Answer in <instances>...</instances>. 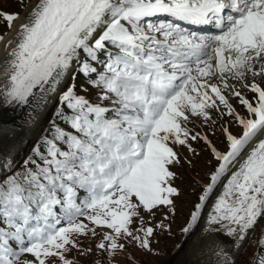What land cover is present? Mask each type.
<instances>
[{
	"label": "snow or ice",
	"instance_id": "1",
	"mask_svg": "<svg viewBox=\"0 0 264 264\" xmlns=\"http://www.w3.org/2000/svg\"><path fill=\"white\" fill-rule=\"evenodd\" d=\"M16 3L0 9V107L27 108L34 130L55 107L22 162L0 150V264L164 255L153 245L175 235L173 169L200 141L217 164L174 251L241 264L264 220V0ZM197 121L219 126L227 151ZM260 231L244 264H264Z\"/></svg>",
	"mask_w": 264,
	"mask_h": 264
},
{
	"label": "rangeland",
	"instance_id": "2",
	"mask_svg": "<svg viewBox=\"0 0 264 264\" xmlns=\"http://www.w3.org/2000/svg\"><path fill=\"white\" fill-rule=\"evenodd\" d=\"M0 9H3L7 12L21 11L20 7L16 3V0H0ZM7 31L8 29L6 28V25L3 22H0V34H4ZM232 103L236 105L237 110L240 111L242 115L245 114V109L243 108V106L237 104L236 100H233ZM54 107L55 105L50 107V111L48 112L41 125L42 127H38L33 130L32 132L34 134L29 139L22 136L19 138H15L13 142L11 141L10 143H7L9 142V139H5V137L8 134H3V136H0V150H2L5 155L11 153V155L17 161H23L24 156L31 148V144L37 140L39 134L41 133V129H44L48 126V120L52 115ZM27 111V108L16 107L11 108L10 111H8L4 116L0 114L1 132L10 133L11 128L13 131L16 128H18L19 130L28 129L21 127L26 120H23L21 122H12V119L18 120L20 116L26 114ZM2 118L6 121H3ZM228 127L229 130L236 135H239L242 132L241 128L238 127L235 123L229 124ZM196 130L208 132L209 138L212 140L213 144L221 151H227L226 139L219 126H214L213 129H209L207 127L202 128L197 121ZM213 131L215 134H212ZM13 137H15V135ZM193 147L196 149L198 155L193 156V154L187 152V150H184L182 152V155L186 156L188 159H191L193 163L191 165H189L188 163H184L182 167L173 169L178 173L179 179L176 181V184L182 191V196L177 201V216L175 217V220L173 222V231L175 235L173 237L160 236L157 238L159 240V243L153 245L155 248L162 250L164 255L156 257L144 254L135 249H129V252L135 256V260L133 261L132 259H130L128 254H121L115 258V264H176V261L178 259H184L188 261L189 264H199V261H202L203 258L194 259L184 256L185 252L177 254L174 251L175 245H177L182 240V236L179 233V228L188 219L189 213L193 209V205L199 202L198 198L203 192L202 184L209 183L208 176L214 170L217 164L210 151L204 145L203 141L193 142ZM215 195L216 193L213 194V196ZM261 228H264V220H261L259 222V227L256 229L255 234L252 235L248 240L246 250L241 252V254L239 255L241 264H244V262L248 260L249 256L255 249V241H257L261 237ZM197 231H199V229H197ZM84 243L87 246L90 242L84 241ZM91 243L94 246L95 242ZM187 246L188 245H185V249H187ZM197 257L199 256L197 255ZM78 259L80 260L81 264H92V260H94L95 257L87 259L78 257Z\"/></svg>",
	"mask_w": 264,
	"mask_h": 264
},
{
	"label": "bare ground",
	"instance_id": "3",
	"mask_svg": "<svg viewBox=\"0 0 264 264\" xmlns=\"http://www.w3.org/2000/svg\"><path fill=\"white\" fill-rule=\"evenodd\" d=\"M4 56H5V53H4V51H3V47L2 46H0V62H2L3 61V59H4ZM7 107H0V114H2V116H4V115H6L7 114V112H8V110L6 109ZM27 116H20V120L18 119V120H15V119H12V122H21V121H23V120H27ZM1 119V118H0ZM3 119V118H2ZM3 121H6V120H4L3 119ZM11 121V120H10ZM21 127H23V128H28V129H18V128H16L14 131L12 130V128H11V131H10V133H8V132H6V133H2L1 132V128H0V136H3V134H8V135H6V137H5V139H9V142H7V143H10L11 141L13 142L14 140H15V138H19V137H22V136H24L25 138H30L34 133L32 132L34 129L33 128H31L30 126H29V124H27L26 122H24L23 123V125L21 126ZM20 127V128H21ZM13 131V132H12ZM15 135V137H13ZM23 137V138H24ZM209 203H211V201L209 202ZM206 211H207V209H206ZM222 239H224L223 237H218V236H216V235H209L208 237H207V240H206V242L207 243H209V244H211V243H213V242H218V241H220V240H222ZM187 249H188V246H187ZM186 249V250H187ZM197 255L199 256V257H197ZM184 256H187V257H191V258H194V259H200V258H203L202 260H206V257H204V256H200L199 254H198V250H196V249H192V250H190V251H188L187 252V254H185Z\"/></svg>",
	"mask_w": 264,
	"mask_h": 264
},
{
	"label": "trees",
	"instance_id": "4",
	"mask_svg": "<svg viewBox=\"0 0 264 264\" xmlns=\"http://www.w3.org/2000/svg\"><path fill=\"white\" fill-rule=\"evenodd\" d=\"M51 117H52V116H51ZM35 142H36V141H35ZM35 142H33V144H34ZM33 144L31 145V148H32ZM31 148H30V150H31ZM30 150L27 152V154L24 156V158L29 154ZM19 161L22 162V160H19Z\"/></svg>",
	"mask_w": 264,
	"mask_h": 264
}]
</instances>
